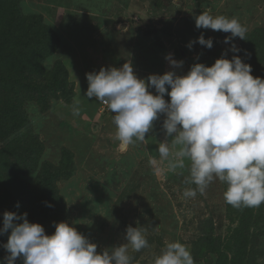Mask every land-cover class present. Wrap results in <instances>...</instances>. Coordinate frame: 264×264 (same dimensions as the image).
Returning <instances> with one entry per match:
<instances>
[{
  "label": "rangeland",
  "instance_id": "obj_1",
  "mask_svg": "<svg viewBox=\"0 0 264 264\" xmlns=\"http://www.w3.org/2000/svg\"><path fill=\"white\" fill-rule=\"evenodd\" d=\"M18 11L37 17L56 36V50L39 64L37 83L48 86L52 68L61 66L65 89L35 93L42 98L20 91L17 109L11 97L5 100L6 91H0V229L5 212L27 213V220L42 225L49 236L58 223L66 222L102 253L127 243L128 226L140 227L149 247L139 252L129 247L131 264H154L166 244L177 241L190 250L194 264H264V204L233 208L224 200L227 184L218 178L203 195L197 192L195 198H185L186 189L196 188L185 182L188 162L176 172L167 171L166 162L159 165V172L149 163L159 161V143L172 139L163 129L166 115L153 122L144 142L121 146L115 138L114 114L95 97L86 96V74L101 68L130 63L137 78L147 82L150 75L168 71L186 75L196 63L210 67L225 52L224 58L238 55L251 66L254 77L264 79V0H0V51L30 52L21 61L28 68L27 58L37 62L42 58L31 51L46 46L48 52L49 40L36 28L26 46L20 37L7 42L4 34L16 18L20 22ZM204 11L238 19L247 29L245 40L234 37L225 43L230 32L198 29L195 17ZM201 35L212 39L210 49L196 42ZM190 42H194L191 49ZM233 45L238 52L231 51ZM169 54L183 64L171 65ZM24 77L27 71L0 62V84L4 80L14 84ZM148 91L157 94L154 87ZM164 99L170 101L167 93ZM76 101L80 112L74 116ZM25 155L31 160L29 166L21 164ZM56 169L71 174L54 188L50 184L56 189L55 199L33 200L25 209L14 206L15 193L29 196L39 191L48 173ZM55 205L65 208L62 220L46 215L38 221L30 212ZM10 234L11 229L0 234V264H6L9 253L3 245ZM15 264H23V258Z\"/></svg>",
  "mask_w": 264,
  "mask_h": 264
},
{
  "label": "clouds",
  "instance_id": "obj_2",
  "mask_svg": "<svg viewBox=\"0 0 264 264\" xmlns=\"http://www.w3.org/2000/svg\"><path fill=\"white\" fill-rule=\"evenodd\" d=\"M195 25L230 32L225 43L234 37L245 40L247 32L238 19L213 16L208 11L195 17ZM196 42L209 49L213 46L212 39L203 35ZM231 51L239 49L233 45ZM226 54L210 67L196 63L186 75L168 71L150 75L147 82L137 78L130 63L101 68L98 73L86 74V96L95 97L114 114L115 138L121 146L144 142L153 122L160 114L166 115L163 129L172 139L159 143L160 159L149 163L159 172V165L166 162V170L176 172L188 162L185 182L196 188L186 189L185 198H195L197 192L203 195L218 178L227 184V204L237 209L258 208L264 204V79L254 77L251 66L238 55L229 60L224 58ZM166 59L174 67L183 64L170 54ZM152 87L156 95L148 91ZM165 93L170 101L164 99ZM78 104L76 101L73 107L74 116L79 115ZM14 220L23 222L14 224ZM8 229L11 234L3 245L9 253L6 264H15L18 257L23 258V264H131L129 247L135 252L149 247L140 227L128 226L127 243L102 253L66 222L58 223L49 236L42 225L27 220V213L5 212L0 234ZM154 264H194V259L187 246L177 241L167 243Z\"/></svg>",
  "mask_w": 264,
  "mask_h": 264
},
{
  "label": "trees",
  "instance_id": "obj_3",
  "mask_svg": "<svg viewBox=\"0 0 264 264\" xmlns=\"http://www.w3.org/2000/svg\"><path fill=\"white\" fill-rule=\"evenodd\" d=\"M18 17H20V22L19 20L16 18L15 21L12 23V26L10 28H8L9 33L8 34H4L6 36V41L11 43L13 42L17 37H20L22 44H24L25 46L29 43V41L33 40L30 36L32 33H34V31H36L37 29L43 30L47 35H48V47L50 48V50L47 52L46 46L43 49H38L36 50L35 48L31 51L33 53V55L38 58V57H42L39 62L38 59L37 60H33L30 57L26 59L27 61V66H29L28 68H26V66H22L21 61H24V55L25 54H30V52H24L23 50H18L17 51H13L12 54H9V51L5 54V51H0V62L2 63H11L12 65H14L15 67L17 66L18 70L21 71H27V79L21 78L20 80H16L14 84H9L10 82L4 80V82H2L0 84V91L2 90L3 92H5V95H3L5 97V100L9 97L11 101H12V107L14 109L15 108V101H16V97L17 94L22 91L24 94H29L31 95L33 98H35V96H39L42 98V96L40 95H36L35 93H40L41 91H44L46 88L47 90H52L54 91L55 89H63L64 88V83H65V75H64V70L61 66H54L52 68L51 74H50V80H49V85H41L39 83H37L36 78L38 77V72L41 71V69H39V64L40 62L51 56V54L53 53V51L56 50V36L54 35V33L49 29L44 27L43 22L38 19L37 17H32V16H23L22 13L20 11H18L17 13ZM22 15V16H21ZM37 28V29H36ZM7 42L6 45L8 44ZM3 44V43H2ZM21 45L19 47H21ZM4 45H1V47H3ZM48 48V49H49ZM11 56L14 59H11ZM34 63V64H33ZM12 80V79H10ZM59 81H61L62 85H59L57 83H59ZM68 81V80H67ZM66 81V83H67ZM65 89V88H64ZM9 96V97H8ZM65 96V94L63 95ZM31 97V98H32ZM19 102V101H18ZM7 105V104H6ZM14 109L12 110V114L14 112ZM19 118L17 116H15L16 119ZM19 148V147H18ZM33 151H30V155ZM33 156V155H32ZM27 158V155L23 156V159ZM31 160L30 158H27L26 160L21 161V164H25V165H30ZM30 171V170H29ZM66 173V174H65ZM64 174L61 173L60 170H57L55 172L52 173H48V177L45 180V185L44 184H40L39 185V191L38 189H36L34 193L28 195H23L21 194V192L19 191L18 193H15V200L16 202V206L17 208H28V206H30L31 202H33V200H38L41 202H49L51 199H55V196L53 195V192L56 193V189L54 188V184L57 183L58 181H60L63 178H69L70 176V172H65ZM53 186V188L51 187V185ZM35 189V188H34ZM33 189V190H34ZM38 191V192H37ZM36 193L38 194V196H36ZM28 197V198H27ZM28 199V200H27ZM50 204V203H49ZM42 206V205H41ZM59 205H55V208H31L30 212L32 214V216H37V220L41 219V217L44 219L46 218V215H49L51 218H54V220H62L63 217L61 216H65V208L62 206V208H58ZM45 211L48 213L46 214ZM31 216V217H32ZM48 217V216H47ZM39 221V220H38Z\"/></svg>",
  "mask_w": 264,
  "mask_h": 264
},
{
  "label": "water",
  "instance_id": "obj_4",
  "mask_svg": "<svg viewBox=\"0 0 264 264\" xmlns=\"http://www.w3.org/2000/svg\"><path fill=\"white\" fill-rule=\"evenodd\" d=\"M157 28H159V26H157ZM181 56L186 60V62L188 64H191L192 63V59L189 58V57H187V56H185V54L181 53Z\"/></svg>",
  "mask_w": 264,
  "mask_h": 264
},
{
  "label": "built area",
  "instance_id": "obj_5",
  "mask_svg": "<svg viewBox=\"0 0 264 264\" xmlns=\"http://www.w3.org/2000/svg\"><path fill=\"white\" fill-rule=\"evenodd\" d=\"M103 109H105V108H107V106H105V105H103V106H101Z\"/></svg>",
  "mask_w": 264,
  "mask_h": 264
}]
</instances>
